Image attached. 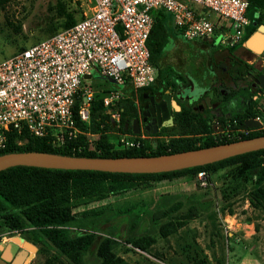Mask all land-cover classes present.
Returning a JSON list of instances; mask_svg holds the SVG:
<instances>
[{
	"label": "rangeland",
	"instance_id": "obj_1",
	"mask_svg": "<svg viewBox=\"0 0 264 264\" xmlns=\"http://www.w3.org/2000/svg\"><path fill=\"white\" fill-rule=\"evenodd\" d=\"M81 13L79 0H5L0 5V61L68 29L72 26L71 20L78 21ZM259 13L264 25V10ZM253 14L248 8L246 18L250 22ZM253 28L251 24L247 30ZM174 42L185 41L170 37L159 63L164 69L171 68L177 76L180 65L172 58L178 59L181 52ZM188 42H200L208 48L204 40ZM213 42L216 45L218 41L214 39ZM191 44L181 55L192 74L195 73V59L204 64L211 55L207 48H195ZM217 49V53H228L222 47ZM229 54L236 55L237 63L250 67L258 61L261 65L264 62V57L259 59L253 55L248 58L242 50ZM218 59L214 57L213 62ZM202 71L206 72L207 67ZM84 83L97 92L113 87L97 74ZM169 83L172 101L185 112L191 104L188 93L175 97L177 92L170 80ZM132 92L118 101V109L135 104L136 97ZM254 96L250 99V109L254 114L252 119L262 124L259 128L239 131L238 123L234 125L233 119H212L210 126L204 128L183 115L180 121L173 120L156 134L139 135V146L128 149L141 148L145 154H151L221 140H238L246 134L261 135L264 133V94ZM175 113L178 112L172 110L173 117ZM96 122V127L80 129L79 145L96 153L101 152L100 144L106 145L110 153L126 152L119 141V128L112 127L108 118ZM200 172L205 174L204 185L197 180V172L161 178L73 176L68 201L71 221L68 224L39 228L19 215L14 217L15 225H12L13 220L8 222L0 218V244L12 243L15 249L23 247V243L32 246L34 252H30L24 264H100L98 250L102 244L127 264H264V221L261 211L250 202V192L258 185L264 188V157L235 161ZM169 221L179 222L180 227L162 238L158 230ZM137 224L139 230L135 231ZM76 233L82 234L83 246L72 262L77 250L73 248L68 255L62 254L54 242L74 238ZM143 237L152 241L145 244L142 251L133 243ZM13 239L19 242L14 243Z\"/></svg>",
	"mask_w": 264,
	"mask_h": 264
},
{
	"label": "built area",
	"instance_id": "obj_2",
	"mask_svg": "<svg viewBox=\"0 0 264 264\" xmlns=\"http://www.w3.org/2000/svg\"><path fill=\"white\" fill-rule=\"evenodd\" d=\"M79 1L81 17L71 27L0 61V150L8 134L17 146L25 143L24 136L46 139L53 148L76 143L77 123L89 124L96 94L109 124L119 128L117 103L125 89L136 91L155 79L146 41L156 11L165 12L186 41L217 39L219 47L244 52L248 38L249 0ZM93 74L111 80L113 87L92 89L84 82ZM117 134L124 149L138 147L142 136ZM72 150L86 149L77 144ZM196 177L204 185L205 174Z\"/></svg>",
	"mask_w": 264,
	"mask_h": 264
},
{
	"label": "trees",
	"instance_id": "obj_3",
	"mask_svg": "<svg viewBox=\"0 0 264 264\" xmlns=\"http://www.w3.org/2000/svg\"><path fill=\"white\" fill-rule=\"evenodd\" d=\"M5 0H0V5H3ZM248 8H251L254 12L253 21L261 24L259 10H264V0H249ZM247 8V9H248ZM247 11V10H246ZM153 24L150 30L149 36L146 41V47L149 53V62L156 71L155 79L152 85L138 89L134 93L136 97V103L141 101L142 93L151 92L159 87L164 90L169 89L172 82L174 90L177 89L179 81L184 83L185 77L179 73L174 76L171 68L160 67L159 57L161 52L168 42L169 38L173 34V28L171 25V19L163 11H156L152 14ZM76 22V21H75ZM75 22L71 20L70 24ZM250 22V26L251 23ZM70 25V26H71ZM249 26V27H250ZM254 28L249 31L246 30V36L254 32ZM176 32V31H174ZM177 33V32H176ZM234 48H228L227 51H234ZM250 68V66L244 65L243 70ZM173 73V78H172ZM156 85V86H155ZM255 90L239 89L237 92H232L225 100L236 102V109L232 110L230 117H216L212 116L207 110L204 112L193 111L190 107L186 108V111L180 110L174 114V122L180 121L184 116H187L193 122L200 123L204 128L210 126L212 119L224 121L228 119L235 120L238 124L248 118H253L254 114L250 109V99L255 95ZM100 94L95 95L90 109V122L88 125L77 123V127L81 130H87L89 127H96L98 124L96 121H101L107 118L105 110L101 106ZM236 99V100H235ZM118 109V108H117ZM128 110V111H127ZM134 104L130 103L128 107H122L118 109L120 116V132L129 131V123L132 118H135ZM261 135H264L261 134ZM260 136L259 134H246L240 139L252 138ZM13 134H8L7 142L4 149L0 150V155L8 153H20V152H43L58 155L76 156V157H89V158H119V157H149L159 156L165 154H172L182 151L194 150L199 148L211 147L214 145L228 143L236 140L219 142H209L203 146H187L178 147L169 151H157L156 153L145 154L141 148L127 149L122 153H110L107 151V146L100 144V153L90 151L86 149L83 152H76L72 150L77 144H80V140L77 139L76 143L69 141L65 146L61 148H53L46 141V139L30 138L24 136L25 143L21 146H17ZM258 156L264 157V149L255 152H249L242 155L234 156L219 162L207 164L200 167H194L189 169H183L179 171L158 173V174H119V173H103L95 171H66V170H53V169H41L32 167H12L6 170L0 171V218L5 221L13 220L16 215L22 216L32 226L43 228L45 226L57 227L66 225L71 221V215L69 211V191L70 181L73 176H101V177H119V178H161L166 176H175L183 173H192L200 171H208L215 167L223 166L227 163H233L235 161H241L249 158H256ZM250 202H254L255 206L261 211V220L264 221V188L256 186L250 192ZM7 222V223H8ZM143 222H141L142 224ZM139 224L135 226V231L139 230ZM180 227L179 222L169 221L158 230V235L162 238L174 233L177 228ZM12 229V228H11ZM143 229V228H142ZM43 230V229H42ZM53 231V230H49ZM55 232V231H54ZM81 233H76L74 238H70L64 241H56L55 246L61 250L62 254L68 255L69 250L75 248L77 253L72 257V262H75L77 254L82 249L83 238ZM151 239L147 237L138 238L135 240L134 247L138 250H144V245L150 243ZM100 257V264H127L121 258L115 257L105 246H102L98 250ZM62 264V263H55Z\"/></svg>",
	"mask_w": 264,
	"mask_h": 264
},
{
	"label": "water",
	"instance_id": "obj_4",
	"mask_svg": "<svg viewBox=\"0 0 264 264\" xmlns=\"http://www.w3.org/2000/svg\"><path fill=\"white\" fill-rule=\"evenodd\" d=\"M251 24L255 26L254 21ZM204 42H210V40H204ZM225 51L227 52V50ZM244 52L249 55L248 58H252L253 55L264 56V25H258L255 31L248 37L245 42ZM86 78H88V76ZM107 80L113 84L111 80ZM256 83L260 92L264 93V69H262L257 76ZM205 87V85L201 86L199 91H203ZM150 101L152 102V98ZM172 110L178 112L180 108L171 100L170 95L162 97L161 101L154 106L156 119H158L159 113L161 114V118H163L166 114H170ZM151 117L154 116L151 115ZM168 124H171V118H168ZM260 125L261 124L256 120L248 118L241 122L239 128L242 130H250L259 128ZM129 131L132 135L140 134L141 130L137 118H132L130 120ZM263 149L264 135H260L211 147L149 157L89 158L43 152L8 153L0 155V171L12 167H32L119 174H158L200 167ZM13 240L14 242H19L18 239ZM12 245V243L6 246L0 244V252L10 259L8 262L0 258V264H24V260L27 257L26 253L23 249H15ZM23 246H27L34 252V248L29 244L23 243Z\"/></svg>",
	"mask_w": 264,
	"mask_h": 264
},
{
	"label": "flooded vegetation",
	"instance_id": "obj_5",
	"mask_svg": "<svg viewBox=\"0 0 264 264\" xmlns=\"http://www.w3.org/2000/svg\"><path fill=\"white\" fill-rule=\"evenodd\" d=\"M255 22V21H254ZM258 25L255 22L254 30ZM206 43L211 55L209 64L207 65V71H203V78L196 79L194 74H189L187 71L180 72L181 75L185 77L184 83L181 84L179 81L177 89L175 90L176 95H183L187 92L188 102L190 108L193 111L204 112L208 111L214 118L230 117V112L236 109V102L226 101L225 99L232 93L237 92L239 89L255 90V94L263 95L258 89L256 78L260 74V71L264 69V62L262 65L260 61L253 64L250 68L242 69L245 64L236 62V55L230 56L229 52L227 54L217 53V48L219 46L212 42ZM227 50V49H223ZM263 58V55H256ZM214 57H219L216 63L213 62ZM206 86L203 91H199L201 86ZM156 86V85H155ZM228 90V91H227ZM165 95H170L172 99V93L167 89L164 90L161 87L151 91L149 93H142V99L138 103L134 104L135 118L138 119L140 130L142 136L144 134H156L160 129L168 126V118H171V124L173 121L172 111L170 114H166L165 117L161 118V114H158V119L155 117L154 106L156 103L160 102L162 97ZM152 98V102L150 99ZM152 110V111H150ZM153 115L154 117H151ZM238 124V128H239ZM243 131L242 129H239ZM0 258L5 261H10L2 252H0Z\"/></svg>",
	"mask_w": 264,
	"mask_h": 264
},
{
	"label": "crops",
	"instance_id": "obj_6",
	"mask_svg": "<svg viewBox=\"0 0 264 264\" xmlns=\"http://www.w3.org/2000/svg\"><path fill=\"white\" fill-rule=\"evenodd\" d=\"M251 35V34H250ZM249 35V36H250ZM248 36V37H249ZM171 38H173L175 41H177L178 39H181L182 41H185V42H174L175 43V46H177V48H178V50L181 52V54H182V52H184V51H188L187 50V48L189 47V46H191L192 44L191 43H193V47H195V48H207V47H203V45H201V44H199L200 42H188V41H186L180 34H178V33H176V32H174L173 31V34L171 35ZM248 39V38H247ZM201 45V46H200ZM208 49V48H207ZM208 51H209V49H208ZM209 53V56H210V52H208ZM179 55V57H178V59L177 58H172V61H174V62H176V63H179V65H180V69H179V72H182V71H187V73H189L190 74V71L186 68V61H185V58L183 57V55ZM172 57H173V55H172ZM264 57V56H263ZM196 61H195V67H194V70H195V73H192V74H194L193 76H195V78L196 79H198V77L197 76H200L201 75V77L200 78H203L204 77V75H203V73L202 74H200L201 72H203L202 70H203V68H205V66L207 67V65L209 64V62H210V57L207 59L208 61L206 62V63H204V64H201V62L198 60V58H196L195 59ZM178 67V66H177ZM155 75H156V71H155ZM133 90L131 89V88H126L125 89V94H128V92H132ZM133 92H135V91H133ZM260 96V95H259ZM172 100V99H171ZM135 104H136V102H134ZM8 244V243H7ZM7 244H4V246H6ZM21 249H23L24 250V252L26 253V256L28 257L29 256V254H30V252H31V250H29L28 248H26V247H22L21 246Z\"/></svg>",
	"mask_w": 264,
	"mask_h": 264
},
{
	"label": "bare ground",
	"instance_id": "obj_7",
	"mask_svg": "<svg viewBox=\"0 0 264 264\" xmlns=\"http://www.w3.org/2000/svg\"><path fill=\"white\" fill-rule=\"evenodd\" d=\"M257 42V41H256ZM11 241H13L14 242V240H11ZM14 243H18V242H14ZM9 244V243H8ZM12 247H13V245H12ZM26 248H28L27 246H25ZM29 250H30V248H28ZM26 259H27V257H26ZM26 259L24 260V262L26 261Z\"/></svg>",
	"mask_w": 264,
	"mask_h": 264
}]
</instances>
